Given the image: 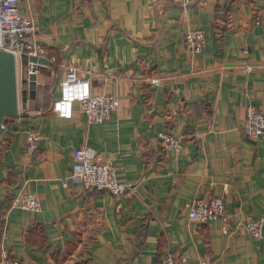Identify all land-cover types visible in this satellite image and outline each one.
I'll use <instances>...</instances> for the list:
<instances>
[{
    "label": "crops",
    "instance_id": "0c3cea01",
    "mask_svg": "<svg viewBox=\"0 0 264 264\" xmlns=\"http://www.w3.org/2000/svg\"><path fill=\"white\" fill-rule=\"evenodd\" d=\"M44 55L26 114L0 143V255L24 264H264V235L243 225L264 218V139L250 141L247 109L264 115V0H20ZM206 47L192 53L189 31ZM251 67L253 72L246 71ZM68 69L91 72L94 96L121 107L103 125L80 110L64 119ZM159 81V85H154ZM41 136L36 150L26 133ZM160 134L178 140L177 153ZM110 162L125 197L71 180L74 153ZM22 192L41 210L12 208ZM224 198L229 219L191 221L196 199Z\"/></svg>",
    "mask_w": 264,
    "mask_h": 264
},
{
    "label": "built area",
    "instance_id": "2783aa9c",
    "mask_svg": "<svg viewBox=\"0 0 264 264\" xmlns=\"http://www.w3.org/2000/svg\"><path fill=\"white\" fill-rule=\"evenodd\" d=\"M188 5L190 0H179ZM206 36L203 31H189L185 36V46L192 53H201L206 47ZM0 52L12 54L16 60L17 86L19 97L18 120H9L5 125L2 137L9 133L10 124L20 122L26 114L24 95L31 91V77L39 76V68L29 62L30 58H40L44 55L43 48L37 38V27L35 23L22 15L20 0H0ZM50 64L56 63L55 59H49ZM246 71L251 73L253 69L247 67ZM90 71L79 72L68 69L66 79L61 85L62 100L55 104L54 110L64 119L73 117V107L80 106L82 114L87 122L92 125H103L117 113L121 107V101L114 95L94 96L91 93ZM154 85H159L155 81ZM244 137L250 141L264 139V115L254 107L247 109L246 122L243 127ZM163 147L174 149L179 153L178 140L167 135L160 134ZM27 146L29 150H36L41 142V136L35 131L26 133ZM77 163L73 175L64 180L67 188L69 181L74 180L89 192H105L114 197H125L131 192L127 183L120 181L117 170L110 162L95 159L86 149L74 153ZM12 208L21 209L30 213H39L41 204L34 194L22 192L12 200ZM191 221L200 225H207L218 219H229L224 198H212L210 200L196 199L189 208ZM246 232L253 239H261L264 235V218L256 220L249 219L243 225ZM210 258L203 260L202 264H209ZM0 264H24L9 254L0 255ZM161 264H180L171 255L163 258Z\"/></svg>",
    "mask_w": 264,
    "mask_h": 264
},
{
    "label": "water",
    "instance_id": "95a60500",
    "mask_svg": "<svg viewBox=\"0 0 264 264\" xmlns=\"http://www.w3.org/2000/svg\"><path fill=\"white\" fill-rule=\"evenodd\" d=\"M29 62L38 67L46 68L49 61L40 58H30ZM31 91L35 95L38 87V77H31ZM18 86L16 60L12 54L0 52V140L4 133V126L8 125L9 120H18ZM2 169L0 167V178Z\"/></svg>",
    "mask_w": 264,
    "mask_h": 264
},
{
    "label": "trees",
    "instance_id": "16d2710c",
    "mask_svg": "<svg viewBox=\"0 0 264 264\" xmlns=\"http://www.w3.org/2000/svg\"><path fill=\"white\" fill-rule=\"evenodd\" d=\"M27 96H28V94L24 95V99H25V100H27ZM3 138H4V137H1L0 143L2 142V139H3ZM84 264H89V263L87 262V263H84Z\"/></svg>",
    "mask_w": 264,
    "mask_h": 264
}]
</instances>
